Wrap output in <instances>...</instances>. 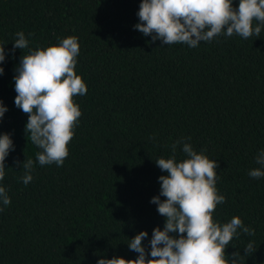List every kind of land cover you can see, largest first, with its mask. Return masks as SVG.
Wrapping results in <instances>:
<instances>
[{
    "label": "trees",
    "instance_id": "1",
    "mask_svg": "<svg viewBox=\"0 0 264 264\" xmlns=\"http://www.w3.org/2000/svg\"><path fill=\"white\" fill-rule=\"evenodd\" d=\"M141 2L0 0L6 53L0 101L7 108L0 135L10 134L14 145L0 181L11 199L8 206L0 201V264L134 260L139 254L128 243L141 231L148 233L142 245L150 253L153 229L165 223L150 202L160 195L159 177L167 175L155 161L172 158L177 140L219 164L216 189L225 202L216 206L214 221L239 216L255 231L233 238L225 250L229 264L235 251L239 264H264V177L248 175L264 151V27L247 40L221 34L196 48L162 46L135 29ZM18 31L30 43L13 53ZM68 36L78 38L75 71L88 91L73 97L82 114L64 164L40 166L42 150L31 143L28 116L15 105L14 76L22 55ZM175 157L187 158L182 145ZM29 158L33 179L24 185ZM249 242L256 251L245 256Z\"/></svg>",
    "mask_w": 264,
    "mask_h": 264
},
{
    "label": "clouds",
    "instance_id": "2",
    "mask_svg": "<svg viewBox=\"0 0 264 264\" xmlns=\"http://www.w3.org/2000/svg\"><path fill=\"white\" fill-rule=\"evenodd\" d=\"M138 17L140 22L135 29L151 36V42L160 40L162 46L186 44L196 48L200 42H210L221 34L227 37L236 34L245 40L253 35L259 37L264 27V0H239L238 7L233 6V0H142ZM29 43L24 32L18 31L12 52L28 48ZM79 51L78 38L68 36L58 45L22 55L16 69L15 105L28 116L25 131L31 143L42 150L36 157L40 166L53 163L62 166L69 155L68 144L82 114L73 97L86 95L88 91L75 71ZM5 56V48L0 46V63ZM3 72L0 67V75ZM6 111L0 101V119ZM177 145H182L187 156L179 162L175 157ZM13 148L10 134L0 135V181L5 177V159ZM171 148L172 158L155 161L167 175L159 177L160 195L150 202L157 205L165 223L163 230L153 229L150 253L142 245L148 233L141 231L128 243L129 249L139 254L136 259L101 258L97 264H229L225 250L233 238L241 231L255 235L239 216L223 224L214 221L216 206L225 202L216 189L218 162L198 154L183 140H177ZM255 162L260 167L251 169L248 175L253 179L264 177V151L256 156ZM22 166L25 175L21 180L28 185L33 179L34 161L25 159ZM161 196L165 199L161 200ZM0 201L4 206L11 204L2 186ZM243 251L245 256L253 255L254 242H249ZM240 258V251L233 252L231 264H239Z\"/></svg>",
    "mask_w": 264,
    "mask_h": 264
}]
</instances>
